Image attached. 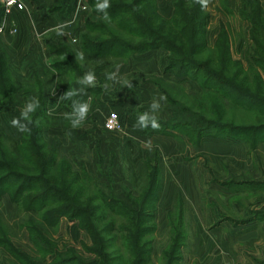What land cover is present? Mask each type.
<instances>
[{
	"label": "trees",
	"instance_id": "trees-1",
	"mask_svg": "<svg viewBox=\"0 0 264 264\" xmlns=\"http://www.w3.org/2000/svg\"><path fill=\"white\" fill-rule=\"evenodd\" d=\"M217 1L218 12L234 15L229 0ZM97 2L86 0L89 14L79 38L83 59L64 42L50 47L56 55L48 70L50 87L38 80L16 81L9 73V58L0 48V106L10 105L12 120L20 117L22 101L17 94L24 89L16 85L33 87L24 92L39 101L31 113L30 131L21 132L18 140L0 133V198L7 194L16 208L12 223L0 216V264H156L152 261L153 238L164 172L160 151L144 154L138 149L133 157V143L126 141L123 157L128 186L121 185L115 193L110 176H92L82 163L74 170L60 153L59 141L44 139L43 129L59 123L47 114L49 94L68 90L87 62L111 59L123 63L129 56L163 49L168 53L163 73L188 80L197 89L186 96L192 99L188 104L168 95L165 83L159 80L158 88L166 97L163 109L170 116L166 121L157 117L160 128L142 129L146 134L177 131L187 134L195 147L206 138L239 141L250 151L264 143V5L260 0H240L239 31L231 36L229 28L221 25L211 47L206 42L209 16L197 0H170L173 13L169 19L158 14L156 0H109L110 22L101 19L103 13L95 9ZM77 4L78 0H53L51 11L70 17ZM242 23L247 26L244 30ZM170 85L174 90L183 89L178 83ZM208 107L213 108L210 115L217 114L216 120L204 116ZM226 110L238 111L241 118L254 114L257 122L226 121ZM137 161L141 163L138 168ZM250 215L241 223L264 220L262 212ZM61 218L71 223V244L60 250L53 234ZM168 219L169 240L160 255L162 264H181L189 235L186 203L179 192ZM21 230L38 259L12 245L11 239ZM81 233L92 245L84 247L91 255L88 259L72 248Z\"/></svg>",
	"mask_w": 264,
	"mask_h": 264
},
{
	"label": "crops",
	"instance_id": "crops-1",
	"mask_svg": "<svg viewBox=\"0 0 264 264\" xmlns=\"http://www.w3.org/2000/svg\"><path fill=\"white\" fill-rule=\"evenodd\" d=\"M21 1L23 9L21 11L12 9L6 18V23L12 24L14 33L11 35L0 34V48L9 58V73L16 81L27 83L38 80L50 87L48 70L53 60L56 59V55L52 53L50 47L64 42L80 57L79 38L85 30V20L89 14L86 0L78 2L70 17L52 12L53 0ZM260 2L264 5V0H260ZM156 5L158 14L162 18L169 19L171 17L173 8L170 0H156ZM217 5V0H209V4L205 8L209 16L206 27V42L209 47L215 42L221 25L225 26L224 21L229 22L228 27L233 31H231L233 34L234 30L230 21H239L240 0L228 1L229 7L234 11L232 17H226L218 12ZM212 17L214 19L211 20ZM241 27L246 29L247 26L242 23ZM59 32L62 34H58ZM167 55V51L159 49L142 55L129 56L123 63L120 61L114 63L111 59L99 61L96 64L85 63L83 74H76L77 78L70 83L68 90L83 89L73 99L88 103L89 112L86 119L78 127H73L70 121L65 118V114L72 111V100L64 98V94L68 90H54L49 94L46 110L48 116L59 123H51L46 126L43 129V136L46 140L52 138L59 141L60 153L67 157L74 170L78 168L79 163H82L86 171L96 177L99 176L98 168H102L104 161L107 162L106 154L116 151L120 145L118 139L121 137L122 147L126 141H132L133 157L137 154L138 149L144 154L159 150L163 158L164 172L163 187L156 204V232L157 229L165 230L163 232L164 243L167 245L169 240L168 214L174 205L176 193L179 192L186 203V222L190 243L193 247L192 253L195 257L193 259L199 264H234L231 247L237 242L257 241L259 231H264V221L260 224L250 222L244 225L243 228L248 230H245L247 232L244 237H238L239 241L230 236L229 229L227 230L228 234L224 232V229L230 225L229 221L214 225L215 227L212 226L213 224H208L209 220L213 218V213L207 216L206 211L202 208L200 194L194 181L193 165L197 159L199 163L207 159L216 165L225 161L228 172H252L254 168L257 170L260 161H264V143L258 150L250 151L246 144L235 140L216 141V139L206 138L198 147H195L191 143L175 139L169 134L144 135L142 129L136 127L137 119L134 115L129 116V114L134 111L141 113L147 111L151 100L162 95L154 83L148 82L149 78L157 76L175 83L176 79L172 75L164 74L162 71L166 66ZM117 66H119L117 81L108 80L107 74L116 71ZM89 71H92L97 77L95 86L78 83L77 81ZM124 80L129 82L130 87L123 83ZM98 82L100 85H97ZM182 82L197 89L196 85L188 80ZM93 93L97 96L93 97ZM17 95L22 101V109L25 102L33 98L29 92L22 91ZM163 104L164 101H161L162 107L158 116L159 119L166 121L169 119V111L163 109ZM110 112L118 114L122 127L120 132H107L103 129V121ZM162 114H164L163 118ZM11 121L12 109L10 105L2 104L0 106V133L18 140L21 131L13 126ZM62 121L67 122L63 123ZM82 152L89 154L90 159L84 162L79 161L78 157ZM259 153L260 156H258ZM140 164L137 161L136 167H139ZM221 167L223 168L222 165ZM261 169L262 173L264 169L262 167ZM15 214L14 204L10 202L7 194H3L0 198V216L10 224L14 221ZM227 217L229 218L228 215ZM63 221L67 223L65 225H68L66 218H63ZM20 233L22 234V245L17 244L15 238L11 239V242L14 247L24 250L23 246L26 248L28 246L27 234L24 230H21ZM162 238L160 235L153 242V251L155 245H161Z\"/></svg>",
	"mask_w": 264,
	"mask_h": 264
},
{
	"label": "rangeland",
	"instance_id": "rangeland-1",
	"mask_svg": "<svg viewBox=\"0 0 264 264\" xmlns=\"http://www.w3.org/2000/svg\"><path fill=\"white\" fill-rule=\"evenodd\" d=\"M3 17V13H2ZM214 19V17L211 18V20ZM224 21V24L227 28L230 30L231 36L232 30L230 27H228V23ZM230 25L233 26V30L239 31V21L233 22L230 21ZM244 30V29H242ZM232 31V32H231ZM236 34V33H235ZM235 39V38H234ZM116 63L117 61H112ZM96 77V76H95ZM173 78L176 79L175 83H178L183 88L182 91L173 89L171 87V82L164 80L163 78L160 79V77H151L149 78V83H154L157 88L159 87V80H163L165 83V90L168 95L171 97L176 98L179 101L186 102L190 104L191 98L188 99L186 96H189L188 94L192 93L194 87H191L188 84H183V79H178L177 77L173 76ZM97 78V77H96ZM97 81V79H96ZM97 83V82H96ZM97 85H100L98 82ZM15 88L24 89L25 90H33V87L23 86V85H16ZM96 93V92H94ZM93 93V97H96L97 95ZM92 97V98H93ZM213 101V100H212ZM215 102L219 107L218 101ZM164 106V104H163ZM199 104V109H200ZM164 108V107H163ZM207 111L204 112V116L207 118H214L216 120V115H210L212 113L213 108L208 107L206 108ZM224 111V110H223ZM219 112V111H218ZM228 112V114L225 116V120H232L237 119V121H243L242 123H255L257 122V118H254V114H249L251 117H240V113L238 111L233 110L231 111H225ZM140 111H134L130 115H134V117L137 119L138 114H140ZM158 113H156V116H158ZM170 113V112H169ZM164 114H162V118ZM170 116V115H169ZM218 117V116H217ZM161 118V117H160ZM224 120V119H223ZM142 133L146 136H149L146 134L143 130ZM159 134H165V135H171L175 137V139L185 140L190 143L189 136L186 134L178 133L177 131H169L166 133H159L156 132L154 135ZM151 134L150 136H152ZM116 137V136H115ZM117 138V137H116ZM122 138V137H121ZM121 138L120 145H118V148L115 152H110V154L107 155V162L104 161L102 168L97 166L99 176L97 177L100 179L105 175H108L113 180V190L115 193H118L120 191L121 185L128 186V181L125 180L127 177V165L123 157L124 153V147H122ZM211 139V138H210ZM216 139V138H214ZM203 141V140H202ZM216 141H220L219 139H216ZM86 154V155H85ZM88 155V156H87ZM90 155L87 153H83L78 157L79 161L84 162L85 160H89ZM260 156V153L258 154ZM110 157V158H109ZM78 162V161H77ZM260 165H258L257 170L254 168L252 172L243 173L242 171L239 172H228L227 165L225 161H222L220 165H216L212 161L205 159V161L198 162V159L195 160V163L193 165V174H194V181L197 187V190L199 191L202 208L204 211H206V215L212 214L213 218L209 220L208 224L219 225L222 222H228L229 226H227L224 229V232L227 233V230H230V236L234 237L238 240V237H244L246 235L245 230L243 226L247 225L248 223H241L244 222L252 213L254 212H262L264 213V171H262L261 167L264 169V161L259 162ZM223 166V168L221 167ZM138 168V167H136ZM220 168V169H219ZM261 173V174H260ZM245 181L248 183L245 184ZM219 212V213H218ZM229 216V218L227 217ZM227 220V221H225ZM264 221V220H263ZM263 221H255L258 222V224L262 223ZM254 222V221H253ZM63 221V218L60 219L59 226L57 228V231L53 234V238L57 241L58 247L61 250L63 246L70 245L69 243L70 236L68 234V231L70 229L69 225L71 223L68 221V225H65ZM235 228V229H233ZM211 229V228H208ZM233 229V230H231ZM212 230V229H211ZM165 230L157 229V232H155L153 242L156 240V238H159L160 235H162V243L161 245H155L154 251L152 254V261L156 264H162L163 259L160 257L162 248H165L166 243L164 239ZM20 232L17 233L15 236V242L17 244H21L22 241V234L20 236ZM228 234V233H227ZM241 235V236H240ZM72 237V236H71ZM73 238V237H72ZM75 243H72V248L75 249L74 251L83 257V259H88L91 255L85 253L84 247H91L90 239L87 238L86 235L82 234L77 235L76 238H74ZM27 241V239H26ZM239 241V240H238ZM120 242V241H119ZM255 242V243H254ZM242 241L237 242L236 245L232 246V254H234V264H264V231H259L257 236V241ZM28 243V242H27ZM22 245V244H21ZM160 246V247H159ZM164 246V247H163ZM192 244L190 243V236L186 240L185 246L182 249V263L181 264H199L198 261H196L193 253H192ZM23 249L29 253V255L33 256L34 258H37V255L33 253L32 249H29V244L26 247L23 246ZM235 252V253H234ZM120 253L122 254L123 251L121 250ZM124 254V253H123ZM1 260V259H0ZM251 260V261H250ZM45 261V260H44ZM8 263V261H7ZM10 264V263H9ZM12 264V263H11Z\"/></svg>",
	"mask_w": 264,
	"mask_h": 264
},
{
	"label": "clouds",
	"instance_id": "clouds-1",
	"mask_svg": "<svg viewBox=\"0 0 264 264\" xmlns=\"http://www.w3.org/2000/svg\"><path fill=\"white\" fill-rule=\"evenodd\" d=\"M202 7V9L207 8L209 4V0H197ZM111 7L109 0H98L95 5L96 11L103 13L101 19L105 22H110V17L108 15L107 9ZM58 34H62L59 32ZM80 58L83 59V54H79ZM119 73V66L116 67V71L108 73L107 79L111 81H117ZM81 85L86 86H95L96 77L92 71L85 73V75L77 81ZM124 84L130 87V84L127 80L123 81ZM83 89H73L68 90L64 94L65 99L72 100V111L70 113L65 114V118L70 121L73 127H78L87 117L89 112V105L87 102H82L80 100L73 99V97L78 96ZM166 100V97L161 95L159 98H153L149 104V108L147 111L138 114L136 127L140 129L148 128L149 126L157 130L160 128V124L158 122L156 113L161 110V101ZM39 106V101L36 98H30L25 102L23 109L20 112L19 118H13L11 121L12 125L17 127V129L21 132H28L30 129L28 128V124L32 123L31 113L35 112L36 108ZM23 121V122H22ZM26 122V123H25Z\"/></svg>",
	"mask_w": 264,
	"mask_h": 264
},
{
	"label": "built area",
	"instance_id": "built-area-1",
	"mask_svg": "<svg viewBox=\"0 0 264 264\" xmlns=\"http://www.w3.org/2000/svg\"><path fill=\"white\" fill-rule=\"evenodd\" d=\"M81 0H78L80 2ZM0 9L2 10L3 17L0 21V34H13L14 28L12 24L6 23L7 16L11 13L12 9L21 11L23 9L21 0H0ZM103 129L107 132H120L122 130L119 116L116 112H110L104 119Z\"/></svg>",
	"mask_w": 264,
	"mask_h": 264
}]
</instances>
